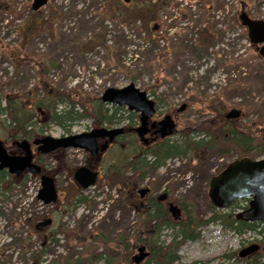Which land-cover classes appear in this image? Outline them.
I'll return each instance as SVG.
<instances>
[{
	"label": "rangeland",
	"instance_id": "1",
	"mask_svg": "<svg viewBox=\"0 0 264 264\" xmlns=\"http://www.w3.org/2000/svg\"><path fill=\"white\" fill-rule=\"evenodd\" d=\"M19 1L29 6L32 3V0ZM120 1L127 8L134 4V0ZM204 5L199 0H174L172 6L163 8L147 22L152 33L149 35L141 22L134 31L112 20L106 12L108 0H48L39 9L41 14L53 6L65 11L55 24L57 34L54 37L49 33L35 34L26 48L33 56L53 63L47 74L49 82L66 90H76L88 112L96 108L107 88L133 84L154 100L157 113L177 115L175 133L170 139L176 138L183 129L208 122L213 128L224 130L247 126L255 137L261 138L263 147L264 60L257 46L242 36L246 33L233 24V19L240 10L253 18L264 19V0H223L213 9ZM16 22L11 15L2 19L0 14L2 44L18 45L21 41L14 28ZM212 23L221 29V35L200 45L197 53L193 52L190 48L202 40L200 31ZM15 72L11 60L0 51L1 107L3 92L21 93L35 88L38 77L33 61L20 66L18 77H13ZM231 79H240V84L232 89ZM41 93L37 87L32 97L39 98ZM183 103L185 108L178 110ZM115 107L103 102L102 109L111 114ZM232 108L240 109L241 115L225 119L224 114ZM130 113L127 107L118 106L116 118L120 120L113 124L124 126ZM38 116L42 130L37 136L40 137L89 131L96 124L91 117L59 125L48 121L47 112H39ZM130 118L135 121L133 116ZM5 120L6 114L0 111V139L10 148L16 138ZM137 152L126 139L116 140L100 157H91L80 148L59 149L48 154L34 150V159L42 165V171L54 179L58 197L48 204L36 198L41 187L39 175L22 174L1 181L0 264H133L131 256L137 246L147 247L145 240L150 239L151 230L149 221L144 219L149 208L140 205L141 199L135 192L140 188L150 187L154 202L167 191L170 202H180L183 215L187 206L199 222L214 212L229 210L235 215L247 206L246 201L239 203V207L217 209L208 198L210 177L242 155L234 144L216 141L196 156L168 158L156 170L143 166V160L138 157L143 152L136 155ZM192 156L196 159L190 160ZM244 156L258 159L262 150ZM131 159L136 160L131 164L136 168L128 169ZM82 165L98 166L100 171L95 183L87 188L73 180L74 171ZM117 165L126 170L125 179L130 181L127 186L115 181ZM79 197L84 200L78 203ZM158 204L172 219L165 206ZM45 220L50 223L42 224ZM259 227L264 229V223ZM196 229L199 236L185 240L177 248L179 260L174 264H264L261 243L249 256H238L240 249L258 244L253 231L238 234L216 222ZM173 233L172 229L164 228L160 238L168 241ZM121 235L136 239L127 251L121 244L118 247L113 243ZM100 239L110 242L103 245Z\"/></svg>",
	"mask_w": 264,
	"mask_h": 264
},
{
	"label": "trees",
	"instance_id": "2",
	"mask_svg": "<svg viewBox=\"0 0 264 264\" xmlns=\"http://www.w3.org/2000/svg\"><path fill=\"white\" fill-rule=\"evenodd\" d=\"M108 1L109 8L106 12L112 20H116L119 24L126 28L133 29L134 31H137L136 28L139 27L137 25L141 22L145 25L144 29L149 35H152V33L148 31L147 22L149 23V21L153 20L156 14L163 8L172 6L174 2V0H134V4L127 8L128 5L125 6L120 0ZM199 2H202L203 5H207V9H213L220 6L223 0H199ZM120 5H123V8ZM64 13L65 11L62 10L61 7L55 8L53 6L46 14H41L39 10L32 12L28 4H23L19 0H0V14L2 15V19H4V16L8 15L17 19L18 22L14 23V28L19 37H21V41L18 45H11L10 43L2 44L0 42V51L2 54L4 53L15 66V71L17 72L14 73L15 75L13 77H18V69L28 61H33L34 66H36V74L38 77L35 88L33 89H26L21 93L13 92L7 94L3 92L2 94L4 105L2 107L0 106V111L6 114V123L12 129V136L16 139L25 138L30 140L38 137L37 134L42 130L41 120L38 116L39 112H47L48 121H52L59 125H62L66 121H70V124L71 121L84 117H91L95 123H106L107 125H111L120 120L116 118L118 106L114 108L111 114H108L107 109H102L103 102L101 97L98 99L96 108L88 112L85 105L80 101L81 94L76 90H66L59 86H54L47 79L48 72L54 66L53 63L40 56H33L26 48V44L35 34L49 33L50 37H54L57 34L56 31L58 28L55 24L60 21ZM182 16H184V14ZM236 16L233 19V24L237 25L243 33H246L245 28L238 23ZM220 33L221 29L216 27V23L209 24L205 29L200 31L202 39L200 44L194 45L190 49H192L193 52L198 51L197 49H199L200 45L205 44L206 41L211 40L213 37L220 36ZM242 36L247 39L246 34H242ZM239 80L240 79H231L229 86H232V89L236 88V85L240 84ZM37 87L42 93L39 98H34L32 97V93L37 90ZM59 106L62 107L59 108ZM78 109L81 110L79 111ZM246 127L247 126H233L231 129L224 130L223 127L213 128L210 123L204 122L196 128L179 131L176 138L164 139L153 144L138 157L140 160H143V166L156 170L161 167L168 158L181 157L186 154L196 156L198 151L210 148L216 141H227L234 144L240 149L242 153L241 156L251 151H261V138L258 139V137H255L253 132ZM124 139L125 138L122 137L121 141ZM132 145L135 149L137 148L133 142ZM137 154L138 152L136 155ZM135 161L134 159L128 161L130 163L128 169L136 168L132 167L133 165L131 166ZM122 167L121 165H117L114 178L116 176L115 181L118 180L127 186L130 181L125 179L126 170ZM5 177H9L10 179L14 178L13 175H10L4 170L0 171V183L4 181ZM82 200L84 199L80 197L76 198V202L78 203L82 202ZM246 201V199L236 201L233 206L239 207V203ZM146 207L149 209H146L147 211L144 213V219L149 221L148 225L151 227L148 234L150 239L145 240L149 255L140 264H174L179 260L177 248L185 240L196 239L199 236V230L196 228L210 222L220 223L222 227L231 229L238 234H242L246 231H253L258 237V243L264 245V229L259 227V223L237 220L235 215L229 210L214 212V214L204 220V222H199L193 217L191 208L186 206L182 218L178 222H175L167 217L166 212L160 209L158 203L152 202ZM164 228L174 231L173 236L168 241H166V238H160L161 230ZM135 240L132 236L127 237L121 235L118 240L111 241L117 246L121 244L123 249L127 251L132 247L133 243H135ZM100 242L106 245L109 244L110 241L100 239ZM41 253H43V250H41ZM64 264L69 263L67 262Z\"/></svg>",
	"mask_w": 264,
	"mask_h": 264
},
{
	"label": "water",
	"instance_id": "3",
	"mask_svg": "<svg viewBox=\"0 0 264 264\" xmlns=\"http://www.w3.org/2000/svg\"><path fill=\"white\" fill-rule=\"evenodd\" d=\"M48 0H32L31 11H37L43 7ZM128 1V0H124ZM238 20L241 26L245 27L248 40L251 44L257 45L259 56L264 60V19L252 18L244 10H240ZM101 100L109 101L112 104L125 106L140 114V125L135 128L141 142L145 143L143 138L145 125L149 116L155 112L154 100L138 90L133 84L121 88H107L101 95ZM185 104H181L178 110H183ZM241 115V110L232 108L224 114L227 120L236 119ZM161 131L171 129L167 119L161 122ZM122 127L113 128H93L89 131L80 133L53 137L46 135L29 142L26 139L15 141V144L22 149V154L14 155L9 153L2 140L0 139V171L5 169L8 173L20 176L23 172L29 174H38L41 167L33 160L31 143L36 145L39 153L46 154L59 148H80L95 156L98 152L104 151L108 143L115 137L123 134ZM97 137H106L103 144L98 147ZM97 172L86 166L78 167L73 180L82 188H87L94 184ZM41 188L37 193V199L44 204L51 203L57 198V191L53 178L46 175H40ZM208 198L212 205L218 209H229L233 202L243 198L248 199L247 207L235 214L237 220L245 222H264V137L262 156L258 159H251L247 156L233 159L216 175L210 177L208 181ZM148 188L138 190L139 197L142 198ZM165 198V193H161L157 199ZM168 209L172 217L179 214L178 207L173 203H168ZM259 245L251 244L239 250L238 256L245 257L257 251ZM146 246L141 244L136 247V253L131 256L133 264H140L147 256Z\"/></svg>",
	"mask_w": 264,
	"mask_h": 264
},
{
	"label": "flooded vegetation",
	"instance_id": "4",
	"mask_svg": "<svg viewBox=\"0 0 264 264\" xmlns=\"http://www.w3.org/2000/svg\"><path fill=\"white\" fill-rule=\"evenodd\" d=\"M155 103V102H154ZM185 108V107H184ZM131 111V110H129ZM131 116H133L132 119H134L135 121L131 120ZM177 115L174 114V113H157L156 111V107H155V112L153 113V115L149 116L148 119H147V123L145 125V133L143 134V138L146 140L145 143L141 142L139 137H138V134L135 130V128L139 127L140 125V114L133 111H131L129 117L127 118L128 120L126 121V123H124V126H120V125H115V124H111V125H107L106 123H103V124H99V123H96L92 128H99V127H105V128H113V127H122L124 129V132L123 134L115 137L111 142L108 143V146L107 148L102 151V152H98L95 156H91V157H100L102 156V154H104L109 148L110 146L116 141V140H121V138H125L126 141L132 143L135 145V147H137L135 149V151H138L139 153H142L144 152L145 150H147L149 147H151L153 144L155 143H158L164 139H169L175 132L174 131V126L176 125V122H177ZM165 119H167L171 125V129L170 130H166V131H161L160 130V127L162 126L161 125V122L164 121ZM118 122V121H117ZM124 139V140H125ZM106 140V137H97L96 138V143L98 145V147H100L101 144H103ZM5 143V142H4ZM6 149L9 153L11 154H14V155H20L22 154V149L19 148L15 143L14 141H11V147L9 148L8 146H6ZM31 150L33 152V158H34V150L36 151V145L34 144H31ZM195 157H191L190 160H193ZM196 159V158H195ZM35 160V159H34ZM36 161V160H35ZM41 165V164H40ZM90 169H92L93 171H96L97 172V175L99 174V168L98 166L96 167H91V166H88ZM43 167L41 165V172L44 173L42 171ZM96 175V176H97ZM207 185H208V182H207ZM148 190L147 192L145 193V195L139 199H141L140 201V205H148L152 202H154V198L152 197V193L151 192V188L150 187H147ZM138 190L137 189L135 192L138 193ZM58 192V190H57ZM163 193H165V198L162 199L161 201L157 199V197L155 198V202L156 203H161L165 206V208L167 209V212H169V209H168V203H173L175 204L178 209H179V214L177 215L176 218H172V221H175V222H178L181 218H182V214H183V207L182 205L180 204V202H170L169 201V198H168V193L167 191H164ZM151 195L152 198H150L148 200V197ZM163 202V203H162ZM42 224H45V223H50V220H45V221H42L41 222Z\"/></svg>",
	"mask_w": 264,
	"mask_h": 264
}]
</instances>
